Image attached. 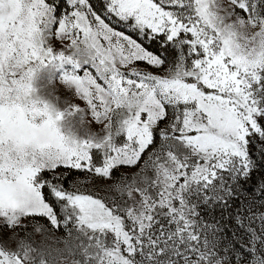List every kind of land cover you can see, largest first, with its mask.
Wrapping results in <instances>:
<instances>
[{
	"label": "snow or ice",
	"instance_id": "obj_1",
	"mask_svg": "<svg viewBox=\"0 0 264 264\" xmlns=\"http://www.w3.org/2000/svg\"><path fill=\"white\" fill-rule=\"evenodd\" d=\"M63 2L58 16L54 0H0V264H264V212L229 213L247 240L221 255L223 226L199 210L232 207L255 168L249 145L264 141L257 0H103L107 16L91 0ZM157 39L177 50L167 68L143 43ZM45 69L86 103L98 131L81 135V108L40 95ZM141 162L103 184L104 196L63 186L66 172L107 182ZM34 217L67 230L63 249L16 239Z\"/></svg>",
	"mask_w": 264,
	"mask_h": 264
},
{
	"label": "rangeland",
	"instance_id": "obj_2",
	"mask_svg": "<svg viewBox=\"0 0 264 264\" xmlns=\"http://www.w3.org/2000/svg\"><path fill=\"white\" fill-rule=\"evenodd\" d=\"M50 2H53V0H50ZM257 2L261 15H264V0H257ZM54 3L58 5L57 15L59 16L61 12L65 11L64 2L63 0H54ZM91 3L98 13H100L102 16H107L103 8V0H91ZM237 11L239 10L237 9ZM108 21L116 30L124 31L135 37V34L131 33L129 29H125L122 25L113 22L111 18H108ZM52 43L57 50H62L64 48V44L60 42L53 40ZM143 43L152 52L162 56L166 60L167 63L165 64V68L168 67V64L176 60L177 50L163 43L161 40L157 39L154 42L151 40H143ZM86 70L93 71L94 73V70L91 69L90 66H86ZM148 70L153 73L157 72V70L154 68ZM49 71L50 70L46 69L41 70L36 76L35 85L38 89H40V95L51 100L61 110L71 106L81 108L84 114L83 125L78 124L76 118L72 119L74 127L81 135H83L85 131H98L97 125L92 122L91 113L87 110L86 103L81 101L75 95L73 89L68 88L61 82L60 73H54L49 80ZM161 127H163V124H161ZM122 139V137L119 138L118 142H121ZM249 151L253 156H256L252 158L250 155L254 161L255 168L252 172L251 179L247 183L242 184L241 195L239 199H234L232 201V207L228 209L227 212L223 211L219 207L209 208L207 206H201L199 209L201 213L200 219H202L206 225L215 227L217 224H221L223 226V231L217 233L219 237L217 240L219 245L218 250L220 251L221 255H224V252L229 248L231 249V254L243 252V244L247 240L246 234L237 228L235 222L233 220L226 219L228 214L231 213L234 216L238 206L241 204L244 206L243 215L251 214L248 212L249 206H251L252 212H264V192L261 190V185L264 184V141L254 139L249 145ZM96 159L97 162H99L101 158L100 156H96ZM144 159H147V156H145ZM142 167L143 162H141V164L137 167L133 168L120 167L119 169L112 172V180L107 182L100 179L90 182L84 178L87 175L85 173L66 172V179L63 181V186L65 188H69L73 181H75L76 188H79L81 191L104 196L105 192L101 190L103 184L117 182L121 179V177L131 178L135 173L140 171ZM44 175L47 176L48 173H44ZM148 175L150 176L151 172H149ZM48 199L51 201L50 196H48ZM222 217H224V219H222ZM29 220L31 222L28 220L24 221V223L28 225L27 228L16 230L19 232V236L16 239H25L34 247L41 248L46 251H53V254H55L56 249H63L65 247V244L69 240V236L67 230L63 226H61L59 229H54L49 224V222L42 217L29 218ZM37 221L39 224L36 223ZM246 223L247 220H245V224ZM257 224L258 221L253 224V227L255 228ZM35 227H42L43 231L36 232ZM4 234L7 236L6 231ZM205 235H208L210 240L212 239L211 235L208 233H205ZM10 247H16L15 241L11 242ZM239 259V256H233L232 264H236Z\"/></svg>",
	"mask_w": 264,
	"mask_h": 264
},
{
	"label": "trees",
	"instance_id": "obj_3",
	"mask_svg": "<svg viewBox=\"0 0 264 264\" xmlns=\"http://www.w3.org/2000/svg\"><path fill=\"white\" fill-rule=\"evenodd\" d=\"M250 155L252 156V158L256 157V156H253L252 153H250Z\"/></svg>",
	"mask_w": 264,
	"mask_h": 264
}]
</instances>
